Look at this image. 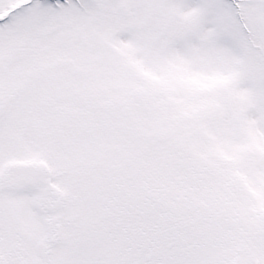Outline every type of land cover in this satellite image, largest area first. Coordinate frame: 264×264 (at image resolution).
I'll return each instance as SVG.
<instances>
[{
  "label": "snow or ice",
  "instance_id": "snow-or-ice-1",
  "mask_svg": "<svg viewBox=\"0 0 264 264\" xmlns=\"http://www.w3.org/2000/svg\"><path fill=\"white\" fill-rule=\"evenodd\" d=\"M0 264H264V0H0Z\"/></svg>",
  "mask_w": 264,
  "mask_h": 264
}]
</instances>
